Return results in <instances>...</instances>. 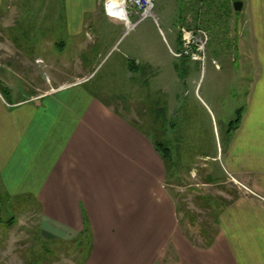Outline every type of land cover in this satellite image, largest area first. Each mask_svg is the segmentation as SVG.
I'll return each instance as SVG.
<instances>
[{"label": "crops", "instance_id": "crops-1", "mask_svg": "<svg viewBox=\"0 0 264 264\" xmlns=\"http://www.w3.org/2000/svg\"><path fill=\"white\" fill-rule=\"evenodd\" d=\"M239 1L245 10L239 68L250 79L234 104L236 124L212 160L218 159L225 178L229 175L254 195L240 188L215 213L216 233L204 245L180 224L173 189L182 180L170 149L161 147L155 131L144 133L103 97L83 88L89 76L78 75L76 82L58 77L53 90L42 94L32 85L33 92L22 99L6 100L0 92V187L8 197L36 202L48 238L86 237L91 249L85 264H264V0ZM59 4L73 38L88 35L98 18L123 25L105 16L101 0ZM10 21L0 17L4 27ZM3 38L0 32V46L18 57L19 70L34 81L46 65L64 66L57 59L63 51L47 56L43 47L28 57ZM9 59L0 61V70H11ZM127 71L132 79L137 66L129 63ZM3 77L0 82L7 84ZM224 179L214 175L219 183Z\"/></svg>", "mask_w": 264, "mask_h": 264}, {"label": "rangeland", "instance_id": "rangeland-1", "mask_svg": "<svg viewBox=\"0 0 264 264\" xmlns=\"http://www.w3.org/2000/svg\"><path fill=\"white\" fill-rule=\"evenodd\" d=\"M61 2L3 1L0 17L11 21L6 27L0 22L2 41L28 57L39 55L43 47L47 56L63 51L57 59L64 66L46 65L35 82L19 70L18 57L0 46V61L8 56L11 69L0 70L7 79V84L0 82L1 94L6 100L22 99L33 92L32 85L42 94L53 90L58 77L76 82L78 75L89 76L83 88L103 97L144 133L155 131L156 141L170 149L182 180L172 188L180 224L197 244L209 242L216 233L215 213L242 188L229 175L225 178L217 158L212 160L236 124L234 104L250 79L239 68L245 10L237 12L233 4L240 1L152 0V16L132 29L98 18L88 35L78 38L69 35L64 13L58 12ZM129 63L137 66L132 79ZM214 175L225 179L219 183ZM54 237L43 232L34 200L8 197L0 187V264H85L91 249L86 237Z\"/></svg>", "mask_w": 264, "mask_h": 264}, {"label": "built area", "instance_id": "built-area-1", "mask_svg": "<svg viewBox=\"0 0 264 264\" xmlns=\"http://www.w3.org/2000/svg\"><path fill=\"white\" fill-rule=\"evenodd\" d=\"M101 4L109 20L123 23L128 29L152 16V0H101ZM132 17L137 18L135 22H131Z\"/></svg>", "mask_w": 264, "mask_h": 264}, {"label": "water", "instance_id": "water-1", "mask_svg": "<svg viewBox=\"0 0 264 264\" xmlns=\"http://www.w3.org/2000/svg\"><path fill=\"white\" fill-rule=\"evenodd\" d=\"M233 8H234V10L235 11H240L241 10V8H242V3L241 2H235L234 4H233Z\"/></svg>", "mask_w": 264, "mask_h": 264}, {"label": "trees", "instance_id": "trees-1", "mask_svg": "<svg viewBox=\"0 0 264 264\" xmlns=\"http://www.w3.org/2000/svg\"><path fill=\"white\" fill-rule=\"evenodd\" d=\"M166 151V150H165Z\"/></svg>", "mask_w": 264, "mask_h": 264}]
</instances>
